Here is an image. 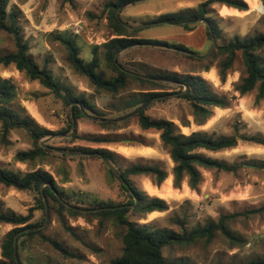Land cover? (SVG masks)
I'll list each match as a JSON object with an SVG mask.
<instances>
[{"label":"rangeland","instance_id":"obj_1","mask_svg":"<svg viewBox=\"0 0 264 264\" xmlns=\"http://www.w3.org/2000/svg\"><path fill=\"white\" fill-rule=\"evenodd\" d=\"M109 1L9 0L7 11L12 6L16 7L17 26L21 28L20 35L28 43V52L34 61L40 68L45 67L73 95L87 99L100 116L87 112L74 121L73 132L67 136L72 130L68 126V109L49 90L37 81L28 80L12 65L0 66V78L7 79L14 86L15 97L9 106L21 117L32 118L37 125L49 131H66L40 141L51 147V150L67 149L65 152H69L70 149L80 147L107 149L115 153L119 168L127 169L133 165L159 166L167 172V177L171 176L172 182V162L160 142L159 133L142 130L135 115L129 117L140 107H133L131 103L134 95L141 91L140 84L128 80L125 88L115 94L98 92L85 76L76 73L66 61L67 50L61 42L62 38L75 41L81 59L88 62L92 57L93 47H101L115 37L107 19L106 5ZM204 1L206 0H144L126 6L118 13L121 21L128 22L129 25L137 22L135 27L140 26L141 31L135 33L134 38L166 41L182 45L195 53L194 56H189L158 45H136L117 54L118 63L125 70L151 75H198L207 81L214 93L225 96L229 103L225 109L211 108V117L204 125L198 126L191 116L189 104L177 98L180 87L167 85L164 89L154 90L166 95L151 101L144 111L145 114L153 119L173 122L185 135L204 131L214 136L237 135L238 140L233 149L209 154L213 158L236 164V173L202 170V181L197 191H191L186 181L177 189L172 185V197L163 199L167 203L166 211L150 213L142 218L129 214V220L150 223L155 228L179 231L173 221L184 219L186 228L193 229L208 220L216 221L220 215L242 213L264 205V145L239 140L240 135L259 136L264 139V99L255 104V92L240 96L234 91V85L243 73L241 62L234 63L222 83L216 69L219 59H210L214 48L205 57L211 47L205 24L197 25L191 32L174 25L165 27L138 24L148 22L161 14L195 8ZM258 1L264 5V0ZM246 4V13L240 12L225 19L217 14L220 5L211 6L210 17L218 29L216 43H225L235 36L242 38L264 32V12L251 8L247 2ZM13 51L14 37L0 30V55ZM103 54V50L98 49V71H103L106 78L114 77L115 72L103 59ZM205 67H209V70L204 72ZM210 71L214 72L216 82L206 78L205 74ZM103 122L114 125H102ZM183 123H187V126H183ZM75 134L78 138L71 139ZM100 135L111 142L97 144L83 139ZM31 148L32 142L25 130H11L5 139L0 131V166L21 172L42 168L50 172L61 187L70 192L87 193L100 201L114 204L128 201L120 183L108 174V167L102 160L83 155L63 154L65 157H61V154L53 150L55 155L42 162L21 163L14 160L18 151ZM141 148L148 149L138 150ZM63 180L66 182L62 184ZM129 180L136 190L160 198L147 192L149 185L155 186L151 177L136 175L129 176ZM0 201L5 208L20 214H26L29 208L35 206L32 193L17 191L1 184ZM52 204L48 203V207ZM44 218L41 211H36L33 222H45L42 234L60 241L76 257L64 259L48 243H42L35 238L28 240L27 247L22 250L23 259H29L31 264H111V260L121 256L122 229L115 226L111 219L99 224V219L94 216L73 219L64 214L65 223L74 229L78 237L75 238L64 230L53 209H49L46 221ZM228 226L244 240L243 244L231 247L223 236L216 234L207 245L197 242L190 246L167 247L162 250V255L167 262L183 261L186 264H238L264 257V213L239 216ZM10 229V225L0 227V242Z\"/></svg>","mask_w":264,"mask_h":264},{"label":"trees","instance_id":"obj_2","mask_svg":"<svg viewBox=\"0 0 264 264\" xmlns=\"http://www.w3.org/2000/svg\"><path fill=\"white\" fill-rule=\"evenodd\" d=\"M133 1L135 0H110L107 3V19L115 37L102 44L101 47H93L92 57L88 62L81 59L80 50L75 41L62 38L61 42L67 50V63L76 73L85 76L98 92L104 91L115 94L125 88L128 80L139 83V90L141 91L136 93L131 100L133 107L145 106L157 97L166 95V93H158L154 90L164 89L167 85L179 86L180 91L177 93V98L183 99L189 104L195 124L204 125L212 115L211 108L225 109L229 106L226 97L214 93L205 79L191 74L184 76H178L176 73L140 74L125 70L118 63L117 57L114 60L116 53L121 49L144 44L167 46L168 48L191 52L182 45L171 44L166 41L134 38V34L141 31L139 28H134L137 22L129 25L128 22H123L120 18L117 19L115 15V12L122 5ZM8 2L9 0H0V30L14 37L15 51L0 55V66L12 65L17 71L23 73L28 80L37 81L43 88L49 90L68 109L67 120L70 128L72 122L84 116L82 112L84 114L91 112L100 116L96 108L87 99L83 96L73 95L71 90L56 80L45 67L40 68L38 66L28 52V43L20 35L21 28L17 26L18 11H16V7L12 6L8 12ZM214 4L233 8L239 12H245L248 9L244 0H206L199 3L195 8L161 14L148 22H138V24L165 27L174 25L187 32L193 31L199 24H205L209 39L213 34L217 40V25L210 17L211 6ZM199 19L202 21L199 22ZM98 49L103 50V59L115 72L114 77L106 78L103 71H98L100 67V60L97 56ZM215 58L219 59L216 69L222 83L234 63L240 61L243 73L234 85V91L240 96L255 92V104L264 99V32H257L242 38L235 36L225 43H216L210 59ZM208 70L209 67L203 69L204 72ZM14 92V86L10 81L0 78V131L2 138L5 139L11 130L23 129L32 142V148L26 151H18L14 160L21 163L47 160L48 157L55 154L48 145L41 146L40 141L49 136L63 134L62 132L66 131H49L37 125L32 118L21 117L9 106L15 97ZM140 107L136 108L135 111ZM145 109L135 115L137 123L142 130H154L159 133L160 142L167 150L172 162V185L175 189L179 188L183 181H186L191 191H197L202 181V170L233 174L237 172L238 166L236 164L213 158L208 154L235 148L238 143L237 135L214 136L204 131H194L185 135L181 133L176 124L169 120L150 118L145 114ZM102 125L114 124L103 122ZM183 126H187V123H183ZM74 138H78V136L75 134L71 139ZM83 139L97 144L111 142L103 135L98 137L87 136ZM239 140L264 145V139L259 136L240 135ZM60 150L65 151L67 149ZM68 151L83 156H92L100 160L104 158L116 171L108 168V174L120 183L128 201L114 204L100 201L87 193L70 192L61 187L50 172L42 168L21 172L0 166V184L17 191L30 192L35 201V206L29 208L26 214L16 213L10 208H5L0 201V227L2 225L12 227L3 235L0 242V264H31L29 259H23L22 250L27 247L28 240L35 238H38L42 243H48L64 259L76 257L60 241L45 237L42 234V229L18 235L16 247H14V237L20 231L43 225L42 220L33 222L36 211H41L46 217V211L49 212V209H53L64 230L75 238L78 237L74 233V229L65 223L64 214L73 219L82 216H94L99 219V224H102L106 219H111L115 226L122 229V253L120 257L111 260V264H186L183 261H165L162 250L173 246H190L197 242H203L207 245L212 242L216 234L223 236L231 247L241 245L244 240L234 234L228 225L239 216L248 217L264 213V205H261L242 213L220 215L216 221L208 220L202 226L193 229L186 228L184 219H174L173 222L179 227V231L155 228L150 223L131 221L129 214L132 213L142 218L152 212H163L167 210V203L163 199L149 196L144 191L136 190L130 182L129 176H149L153 179L154 185L159 187L167 178V172L159 166L146 165H133L130 168L121 169L116 165L115 153L107 149L80 147ZM60 156L65 157L63 154ZM64 182L66 180L61 183ZM134 200H136L135 203ZM50 202L53 204L48 207ZM45 206H47V210ZM238 264H264V257L253 258Z\"/></svg>","mask_w":264,"mask_h":264},{"label":"water","instance_id":"obj_3","mask_svg":"<svg viewBox=\"0 0 264 264\" xmlns=\"http://www.w3.org/2000/svg\"><path fill=\"white\" fill-rule=\"evenodd\" d=\"M140 1H144V0H135V1H133V2H129V3H126V4L122 5V6L116 11V14H115V15H116V18L119 19V15H118V13H119V11H120L121 9H123L124 7H126V6H128V5L132 4V3H137V2H140ZM198 21L201 22L202 19H199ZM145 25H147V24H145ZM145 25H143V26H145ZM139 27H140V26H137V27H134V28L137 29V28H139ZM215 45H216L215 38H214L213 34H211V47H210V50H209L208 54H207L205 57H207V56L209 55V53L212 51V49L215 47ZM129 47H132V46H129ZM129 47H127V48H129ZM161 47L168 48L167 46H161ZM127 48L121 49L120 51H123V50H125V49H127ZM170 49H173V50H175V51H179V52L185 53V54H187V55H189V56H194V54H193L192 52H189V51H183V50H179V49H177V48H170ZM120 51H119V52H120ZM119 52H118V53H119ZM118 53H116V55H115V57H114V60H116V57H117V54H118ZM116 65H117L118 67H120L118 64H116ZM148 104H149V103H148ZM148 104H146L145 106L140 107L137 111H135L134 113L130 114L129 117L134 116V115L138 114L140 111L144 110L145 107H146ZM82 114L84 115L83 112H82ZM73 127H74V122H72V124H71V128H72V130H71V132H70L69 134H67V136H70V135L72 134V132H73ZM40 145H41V146H44V145H43V142H40ZM52 150L55 151V152H57V153H59V154H66V155H80V154H74V153L65 152V151H62V150H59V149H52ZM101 159H102V161L107 165V167H108L109 169H111L112 171L116 172L115 169H114V168H113L108 162H106L104 158H101ZM41 187H43V186H41ZM135 202H136V200H134V203H135ZM45 207H46V210H47V206H45ZM47 217H48V212L46 211L45 221L47 220ZM44 225H45V222L43 223V225H41V226H39V227H37V228H27V229H25V230H23V231H20V232L14 237V242H13L14 247H16V241H17V237H18V235H20V234H22V233H24V232H29V231H33V230H40V229H43Z\"/></svg>","mask_w":264,"mask_h":264},{"label":"bare ground","instance_id":"obj_4","mask_svg":"<svg viewBox=\"0 0 264 264\" xmlns=\"http://www.w3.org/2000/svg\"><path fill=\"white\" fill-rule=\"evenodd\" d=\"M245 1L248 3V5L251 8L256 9L257 11H260V12H264V5H262V3L260 4L258 0H245ZM237 12L240 13L239 11H237ZM228 13H230V11H227L225 8H222V10H220V15H226ZM205 75H206L207 79H209L213 82H216V77H215V74L213 71H210V72L206 73ZM147 192L150 195H157L162 199L172 197L173 187H172V182H171V176L169 175L163 181V183L161 184V186L159 188H156L155 186L149 185L147 187ZM152 213H154V212H152Z\"/></svg>","mask_w":264,"mask_h":264},{"label":"crops","instance_id":"obj_5","mask_svg":"<svg viewBox=\"0 0 264 264\" xmlns=\"http://www.w3.org/2000/svg\"><path fill=\"white\" fill-rule=\"evenodd\" d=\"M221 7V8H220ZM219 7V10H218V15L219 17H221L222 19H225V18H232L234 17L236 14H239L236 10V9H233V8H228L226 6H220ZM222 8H225L227 11H230V13L226 14V15H220V10H222ZM232 9V10H231ZM242 13H246V12H242ZM148 148H141V149H138V150H143V151H146ZM208 154H211V153H208Z\"/></svg>","mask_w":264,"mask_h":264}]
</instances>
